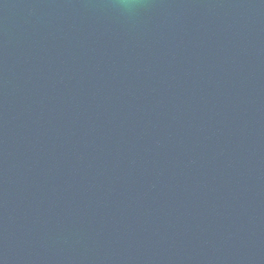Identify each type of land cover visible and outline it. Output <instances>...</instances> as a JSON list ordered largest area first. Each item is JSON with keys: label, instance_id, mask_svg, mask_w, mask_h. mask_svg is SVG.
I'll use <instances>...</instances> for the list:
<instances>
[{"label": "water", "instance_id": "1", "mask_svg": "<svg viewBox=\"0 0 264 264\" xmlns=\"http://www.w3.org/2000/svg\"><path fill=\"white\" fill-rule=\"evenodd\" d=\"M0 264H264V0H0Z\"/></svg>", "mask_w": 264, "mask_h": 264}, {"label": "clouds", "instance_id": "2", "mask_svg": "<svg viewBox=\"0 0 264 264\" xmlns=\"http://www.w3.org/2000/svg\"><path fill=\"white\" fill-rule=\"evenodd\" d=\"M129 2H130V0H120L121 5L124 6V7H128L129 6Z\"/></svg>", "mask_w": 264, "mask_h": 264}]
</instances>
